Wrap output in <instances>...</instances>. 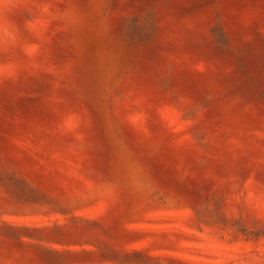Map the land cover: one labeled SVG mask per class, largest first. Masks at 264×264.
<instances>
[{
    "label": "rangeland",
    "instance_id": "374dc122",
    "mask_svg": "<svg viewBox=\"0 0 264 264\" xmlns=\"http://www.w3.org/2000/svg\"><path fill=\"white\" fill-rule=\"evenodd\" d=\"M0 264H264V0H0Z\"/></svg>",
    "mask_w": 264,
    "mask_h": 264
}]
</instances>
